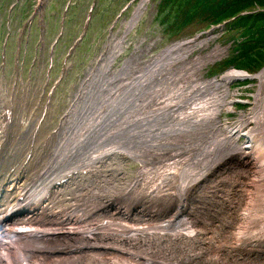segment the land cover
Instances as JSON below:
<instances>
[{
	"label": "bare ground",
	"instance_id": "1",
	"mask_svg": "<svg viewBox=\"0 0 264 264\" xmlns=\"http://www.w3.org/2000/svg\"><path fill=\"white\" fill-rule=\"evenodd\" d=\"M145 4L136 9L124 35L109 42L99 66L89 70V87L73 96L61 132L52 139L55 145L45 154L57 171L52 175L83 159L90 164V177L57 191L41 211L29 210L25 218L6 222L0 264H264V70L256 76L252 108L223 121L222 115L233 110L230 83L249 75L231 70L220 79H206L204 67L224 52L217 46L195 55L210 47L207 39L173 44L149 59L141 56L151 54L155 43L138 46L124 67L114 69ZM133 71L143 76V90L116 93L106 112L102 101L109 93L102 94L103 88L119 74L132 77ZM156 84L161 96L147 95ZM138 90L143 114L141 106L130 107ZM122 98L118 115L114 103ZM24 100L32 101L31 96ZM142 116L143 124L135 122ZM188 140L199 150V167L181 186L184 162L195 155L181 156L174 148ZM154 142L160 148L151 146ZM129 151L144 165L133 179L115 160L116 153ZM20 155L17 150L6 160L14 164ZM103 205L112 207L93 214ZM133 205L142 212L133 213ZM180 248V258H173Z\"/></svg>",
	"mask_w": 264,
	"mask_h": 264
},
{
	"label": "rangeland",
	"instance_id": "2",
	"mask_svg": "<svg viewBox=\"0 0 264 264\" xmlns=\"http://www.w3.org/2000/svg\"><path fill=\"white\" fill-rule=\"evenodd\" d=\"M9 3H16L18 0H6ZM21 1L20 5L23 6V9L17 13L19 10V5L15 9V15L19 14V19L14 20L13 30L14 35H12L10 42L12 45L13 38L17 31V23H20L28 14L26 8L27 2L32 0H19ZM96 0H72L71 6L68 12L65 14V8L69 0H52L48 8L47 22L50 25L48 28V44H53L57 38V34L60 30L61 18L66 15V24H65V34L62 40L55 48V54H59L61 58L70 44L77 38V36L82 31L84 20L88 15V10L93 2ZM38 0L33 4L36 5ZM145 2L143 9L142 17L139 21V24L132 29L130 32L126 43H128L129 49L123 54L122 58H119L117 61V66L122 63V61L130 56L139 42H142L143 39H147V42H156V46L152 49V53L156 54L167 48L169 45L183 42L187 40L194 39L199 36L201 39H206L209 36H213L209 41V48L202 49L195 52V55L206 54L215 46H221L224 49V52L215 60H212L204 67L205 78L214 79L220 78L225 73L226 68H231L233 66L242 67L251 71V73H257L261 71L264 67V50L262 57H257V62L253 67H245L240 64H235L230 67L228 64L229 55L234 53L231 45L233 44L232 36L227 37L228 34H224L225 30H213L209 31V28H206L204 24L199 23L198 21L185 22L183 25H178V28L174 30L175 34H172L166 30V26H169V23L173 24L175 21L180 20V16L176 11V7H168L165 9L166 5H163L159 11V6L161 0H97V6L93 14V19L91 25L88 29V34L80 44V46L75 51L74 60L76 61V67L70 72L69 76L65 77L63 80V85L60 88H57L54 96L53 102L51 104V111L48 117L46 126L50 125L49 130L54 128L58 120L63 116V114L69 109L71 97L76 92V85L80 83L83 78V75L87 72L88 67L95 62L101 52L104 51V47L108 41L109 31L114 28L113 33L116 38L121 37L124 34L126 24L132 19L136 9ZM32 4V3H30ZM3 5V0H0V6ZM129 6V9L123 13L121 18L116 21L117 16L120 12L126 7ZM32 8V7H31ZM31 8L29 11L31 12ZM169 8L171 10L169 11ZM10 12L8 19L11 18ZM6 11L0 10V36L5 33V25H3L5 19ZM179 18V19H178ZM166 25V26H165ZM204 29L206 32L202 30ZM2 34L1 42L3 41L4 35ZM198 35V36H196ZM196 36V37H195ZM227 37V38H226ZM9 42V43H10ZM143 44H145L143 42ZM142 44V45H143ZM50 45V46H51ZM32 44L29 48L28 59L31 56ZM148 58L147 55L144 56ZM232 60V59H231ZM10 62V55H9ZM261 68V69H260ZM230 70V69H229ZM40 71H33V88L35 83L38 80ZM254 74V75H257ZM253 75V74H251ZM213 76V77H212ZM58 74L52 76V80H56ZM258 86V81L251 79H241L238 81H233L230 83V101L234 107V111L230 114L222 115L224 121L234 120L240 113H247L250 108H252L254 103L253 95L256 93ZM32 88V89H33ZM240 106L238 107L237 105ZM237 109V110H236ZM236 110V112H235ZM228 116V117H227ZM135 166V165H133ZM132 166L130 165V168ZM259 262V261H258ZM263 262V261H262Z\"/></svg>",
	"mask_w": 264,
	"mask_h": 264
},
{
	"label": "trees",
	"instance_id": "3",
	"mask_svg": "<svg viewBox=\"0 0 264 264\" xmlns=\"http://www.w3.org/2000/svg\"><path fill=\"white\" fill-rule=\"evenodd\" d=\"M163 5L176 7L181 17L170 26L169 29L172 31L185 22L198 21L205 27H209L221 24L242 13L253 12L250 15L238 17L232 26L245 30V35L251 42L254 39L264 44V0H163ZM251 42L241 47L245 56L248 51L252 52ZM257 56L262 57V51L259 50ZM247 61H255V58L250 57Z\"/></svg>",
	"mask_w": 264,
	"mask_h": 264
}]
</instances>
